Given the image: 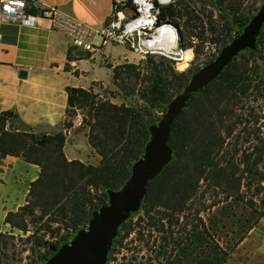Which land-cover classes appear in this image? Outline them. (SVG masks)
I'll list each match as a JSON object with an SVG mask.
<instances>
[{
  "label": "trees",
  "instance_id": "trees-1",
  "mask_svg": "<svg viewBox=\"0 0 264 264\" xmlns=\"http://www.w3.org/2000/svg\"><path fill=\"white\" fill-rule=\"evenodd\" d=\"M217 1L227 4L226 11L237 18V24H248L253 18L240 13L243 0ZM155 7L159 10L157 26L171 22L181 30L179 13L172 5ZM124 13L135 14L130 5ZM256 48L240 53L216 80L191 97L171 126V162L148 184L138 220L133 223L130 219L120 227L121 240L135 233L145 247L152 234L158 235L152 244L158 242L152 263L225 264L229 253L215 242L203 216L221 206L238 205L247 210L249 225L237 244L264 217V81L252 59L258 50L264 52V24ZM191 58L192 52L185 51L178 71H184ZM136 70L135 66H116L112 81ZM166 75L158 73L156 83L146 90L151 103L163 99ZM168 76L180 86L186 80L185 74L175 75L171 69ZM67 95L68 118L82 112L88 143L101 158L98 167L66 159L63 149L70 122L54 136H38L6 130L5 122L16 117L12 113L0 117V160L17 157L40 170L25 205L9 213L4 222L24 235L31 225L26 242L32 240L38 250L48 249L49 239L59 244L60 231L75 233L85 228L91 214L107 204V192L117 191L127 182L150 138L146 117L136 109L99 101L91 90L67 88ZM6 238L13 237L0 233V264L2 253L11 247Z\"/></svg>",
  "mask_w": 264,
  "mask_h": 264
},
{
  "label": "crops",
  "instance_id": "crops-1",
  "mask_svg": "<svg viewBox=\"0 0 264 264\" xmlns=\"http://www.w3.org/2000/svg\"><path fill=\"white\" fill-rule=\"evenodd\" d=\"M38 1L93 29H100L112 13V0ZM95 44L100 45L99 40ZM115 47L120 46L106 44L92 53L78 54L47 23L31 28L0 22V117L3 113L16 117L5 122V129L54 136L70 122L63 149L66 159L98 167L101 158L88 143V128L82 125L81 116L68 118L67 88L110 87L112 73L104 62L114 67L125 54H116ZM21 72L26 77L21 78ZM39 174L37 166L20 158L0 160V233L11 229L4 222L6 216L25 205L30 185Z\"/></svg>",
  "mask_w": 264,
  "mask_h": 264
},
{
  "label": "rangeland",
  "instance_id": "rangeland-1",
  "mask_svg": "<svg viewBox=\"0 0 264 264\" xmlns=\"http://www.w3.org/2000/svg\"><path fill=\"white\" fill-rule=\"evenodd\" d=\"M152 1L156 2V0ZM229 1L231 2L232 0ZM234 2L236 3V1ZM263 3L264 0H243L240 13L244 17L253 16L254 18ZM168 5H172L176 12L179 13L177 23L181 30L176 26L180 33V39L178 38L179 46L185 51L189 50L192 52V58L187 62L185 70L178 71V63L176 64L162 56L164 52H167L166 50L161 52L142 48L143 51H148V53L144 56L143 54L138 56L129 47H123L124 50L121 47H115L116 54L121 51H125V54L122 56L123 59H121V56L119 57V63L114 67L130 65L135 66L137 70L130 72L128 75L123 74L118 82L114 83L112 81V85L108 88H104L100 84H94L88 89L97 94L99 101L106 100L113 104L125 105L139 111L142 116L146 117L144 119L148 123V132L151 126L158 124L166 113L168 106L179 97L191 78L213 63L221 51L240 35L250 23L237 24V18H232L226 11L227 4L220 5L217 0H169L167 5L159 7ZM168 23L173 25L171 22ZM226 26L230 29L229 32L225 31ZM180 31H182L183 37ZM149 35L150 33L143 35L141 41L147 39ZM200 36H203L201 40ZM135 42V47L137 48L139 43L136 40ZM256 49L255 43L254 49L247 48L240 53L247 50L256 51ZM185 51L183 52V58ZM127 56L129 58L126 59ZM252 59L254 66H256L257 74L264 81V52L258 50L257 55H254ZM104 67L110 70L111 73L114 68L112 64L106 61L104 62ZM169 69L175 75H186V80L181 86L178 84L179 81L168 76ZM164 71L167 72V80L165 81L166 88L162 91L163 99L151 103V96L146 90H150L156 83L158 73L164 75ZM104 74L105 71L103 72ZM161 86L163 84H160ZM77 114L82 118V112L77 111ZM139 209L130 213L124 222L133 219V223H135L139 218L138 215L136 216ZM249 216V212L238 205L221 206L203 216L206 225L211 229V235L215 242L223 251L229 253L225 264H264V217L237 244L243 231L249 225ZM30 226V232L26 235L12 229L2 232L8 237H13L12 239L6 238L11 247L2 253V264H46L57 254L62 246L68 245L79 231L86 229L85 227L75 233L58 232L57 240L61 245L55 243V240H50L48 236H44L45 240L49 239L48 245L50 247L46 250H38L32 240L26 242V238L32 232ZM120 227L108 249L104 264H156L151 261H153V251H156L158 242L155 246L152 244L153 240H158V235L152 234L148 247H145L144 244L138 242L135 233H131L125 240H121L124 237V233L118 236ZM144 234V239L147 241V233ZM160 263L162 264L163 262L160 261Z\"/></svg>",
  "mask_w": 264,
  "mask_h": 264
},
{
  "label": "water",
  "instance_id": "water-1",
  "mask_svg": "<svg viewBox=\"0 0 264 264\" xmlns=\"http://www.w3.org/2000/svg\"><path fill=\"white\" fill-rule=\"evenodd\" d=\"M263 24L264 3L243 32L221 51L213 63L191 78L179 97L168 106L158 124L149 128L150 140L142 157L133 165L131 175L124 186L117 191H108L107 204L91 214L86 229L79 231L74 239L68 245L62 246L46 264H104L119 227L130 213L140 208L148 184L172 160V150L168 145L172 123L187 107L191 97L216 80L241 51L255 48ZM174 28L180 39L178 28ZM20 77H26V73L21 72Z\"/></svg>",
  "mask_w": 264,
  "mask_h": 264
},
{
  "label": "built area",
  "instance_id": "built-area-1",
  "mask_svg": "<svg viewBox=\"0 0 264 264\" xmlns=\"http://www.w3.org/2000/svg\"><path fill=\"white\" fill-rule=\"evenodd\" d=\"M147 1L150 4L147 15L151 24L142 29L130 28L141 16L140 7L135 3V0H112V13L100 29H93L84 25L55 7H43L38 0H0V22L17 23L31 28L39 27L41 23H47L51 30L68 39L71 49L78 54L92 53L109 44L129 47L138 56L142 54L144 56L148 51H143L142 48L144 47L140 44L143 35L150 33V37L160 27L156 25L159 10L155 5H161L158 0L156 2ZM128 5L134 9L133 17H127L124 13ZM166 24L170 25L169 23ZM96 39L99 40L100 45L95 44ZM135 40L139 43L137 48L135 47ZM183 51L185 50L178 44L173 55H168L165 52L162 56L177 64L182 59Z\"/></svg>",
  "mask_w": 264,
  "mask_h": 264
},
{
  "label": "bare ground",
  "instance_id": "bare-ground-1",
  "mask_svg": "<svg viewBox=\"0 0 264 264\" xmlns=\"http://www.w3.org/2000/svg\"><path fill=\"white\" fill-rule=\"evenodd\" d=\"M166 1V4H164V0H158V3L161 6H164L169 3V0ZM135 3L140 7L141 16L137 18L130 28L142 29L151 24V21L147 15V10L150 9V4L147 0H135ZM141 46L145 49L154 51L164 52V50H166L168 55H173L175 49L178 46V35L176 33V29L173 25L160 26L149 38L141 41ZM182 60L183 55L182 59L179 61L181 62Z\"/></svg>",
  "mask_w": 264,
  "mask_h": 264
}]
</instances>
